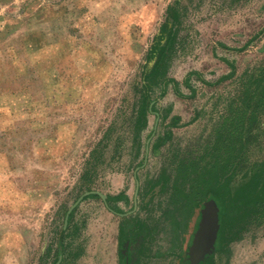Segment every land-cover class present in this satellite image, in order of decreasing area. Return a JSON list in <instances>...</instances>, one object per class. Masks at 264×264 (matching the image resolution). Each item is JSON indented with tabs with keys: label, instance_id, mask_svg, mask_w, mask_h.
I'll use <instances>...</instances> for the list:
<instances>
[{
	"label": "rangeland",
	"instance_id": "1",
	"mask_svg": "<svg viewBox=\"0 0 264 264\" xmlns=\"http://www.w3.org/2000/svg\"><path fill=\"white\" fill-rule=\"evenodd\" d=\"M171 8L165 78L187 96L195 91L190 97L170 85L161 96L160 83L146 78ZM193 72L200 77L192 74L186 87ZM252 73L264 76V0H0V264H25L29 243L56 240L73 205L76 223H87V244L94 242L91 254L109 252L121 264L125 218L87 194H122L113 206L159 227L170 195L144 208L148 181H173L183 155L212 160L226 120L245 115L247 89L258 86ZM150 83L154 112L139 132ZM243 126L236 183L264 168V110L247 113ZM248 222L210 264H264V208ZM161 228L147 244L154 258L140 264L189 258L186 230Z\"/></svg>",
	"mask_w": 264,
	"mask_h": 264
},
{
	"label": "trees",
	"instance_id": "2",
	"mask_svg": "<svg viewBox=\"0 0 264 264\" xmlns=\"http://www.w3.org/2000/svg\"><path fill=\"white\" fill-rule=\"evenodd\" d=\"M175 8H171L168 11L166 22L162 25L160 33L155 37V43L152 46L148 61L145 65V71L151 70L146 74V78L149 77L152 84H159L162 89L161 96L168 92L169 85L173 87L175 94L180 97H190L184 93L178 91L180 82L173 78H165V68L168 64V42L172 38L170 32V18L175 17L173 14ZM169 30V31H168ZM168 33V34H166ZM172 43V40H171ZM155 60L154 66L150 68V63ZM167 61V64H166ZM233 69L230 76L234 73ZM192 74H197L200 77L199 72L190 73L184 80V85L190 88L189 79ZM228 78L223 76L222 79ZM250 80L256 81L255 91L247 89L245 101L246 107L245 115L243 119H240L236 114L235 116L228 118L225 124L228 127L224 128L225 139L222 145H217L215 152L211 155L212 160H209L202 164V162L196 159H190L187 161L186 157H179L178 165L176 167L175 177L170 175H162L157 181L150 179L148 181L149 187L144 190L143 201L145 197L150 195L151 199L144 203V208H147L150 202L155 197H161L163 194H169L168 206H166L162 220L157 222L159 227L152 228V226L143 219H140V214H136L131 217L130 212L123 211L120 207L112 205V202H116L122 199L123 195H101L88 194V197L102 198L105 205L110 211L122 215L124 219L120 231V246H121V264H140L141 258L148 259L154 258V255L147 253V244L155 238L154 233L159 234L163 232L162 226H172L175 230L181 227L187 234V246L189 250L195 235L200 227L202 219V210L205 208V203L214 201L217 205L220 214V231L218 239L215 245L214 251L222 249L224 239L229 240L232 231L235 228H239L235 232V235L239 231L247 230V224L252 213H258L264 208V168L259 172L246 171L243 177L236 183L235 177L238 175V167L240 166V157L242 150L246 147L243 144L244 130L239 129L243 126L247 113L255 110H264V84L261 87V83L264 82V76H255V73L249 77ZM145 84V90L141 101L139 113L137 115L136 127L140 132L142 128L146 127L148 122L149 113L154 112L153 103L156 99L152 98L151 86L152 84ZM261 88V89H259ZM260 91V92H259ZM153 105V106H152ZM255 116H253L254 118ZM252 120V119H251ZM217 151V152H216ZM143 165L141 162L137 168ZM263 170V172H262ZM172 185L170 186V184ZM158 185L161 188L157 189ZM170 186V187H169ZM141 185L137 183V194H140ZM91 190V189H89ZM143 209V208H142ZM130 215L131 218H127ZM78 229V226H75ZM231 235V236H230ZM152 238V239H151ZM153 241V240H152ZM214 255H208L204 260L197 264H210ZM182 259V258H181ZM182 264H193L189 258L184 260Z\"/></svg>",
	"mask_w": 264,
	"mask_h": 264
},
{
	"label": "crops",
	"instance_id": "3",
	"mask_svg": "<svg viewBox=\"0 0 264 264\" xmlns=\"http://www.w3.org/2000/svg\"><path fill=\"white\" fill-rule=\"evenodd\" d=\"M76 208L77 206L74 207L73 205L68 211L56 240L42 241L39 246L35 243H29L26 252L29 259L25 264H113L112 255L109 252L108 259L97 256L95 252L91 254L94 242L87 244L89 235L87 237L83 231L87 228V223L86 225L84 223L79 225L74 219L75 214L71 215ZM75 226H78V229Z\"/></svg>",
	"mask_w": 264,
	"mask_h": 264
},
{
	"label": "water",
	"instance_id": "4",
	"mask_svg": "<svg viewBox=\"0 0 264 264\" xmlns=\"http://www.w3.org/2000/svg\"><path fill=\"white\" fill-rule=\"evenodd\" d=\"M220 227V214L216 203L214 201L205 203L200 227L189 250V259L193 264H197L214 252Z\"/></svg>",
	"mask_w": 264,
	"mask_h": 264
},
{
	"label": "flooded vegetation",
	"instance_id": "5",
	"mask_svg": "<svg viewBox=\"0 0 264 264\" xmlns=\"http://www.w3.org/2000/svg\"><path fill=\"white\" fill-rule=\"evenodd\" d=\"M119 231H121V228H120V230H119ZM119 233H120V232H119ZM146 259H147V258H146ZM146 259H145V260H146Z\"/></svg>",
	"mask_w": 264,
	"mask_h": 264
}]
</instances>
